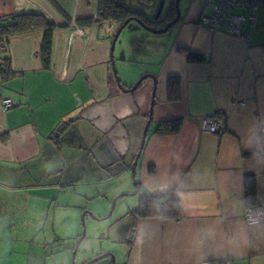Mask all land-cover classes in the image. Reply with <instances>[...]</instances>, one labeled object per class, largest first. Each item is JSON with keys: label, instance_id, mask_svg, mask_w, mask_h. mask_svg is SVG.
Segmentation results:
<instances>
[{"label": "crops", "instance_id": "0c3cea01", "mask_svg": "<svg viewBox=\"0 0 264 264\" xmlns=\"http://www.w3.org/2000/svg\"><path fill=\"white\" fill-rule=\"evenodd\" d=\"M98 1L0 0V19L39 13L55 27L48 65L42 30L11 37L1 54L9 73L0 71V264H68L62 254L80 237L68 208L118 179L106 190L121 196L119 214L129 219L123 241H113L124 254L120 264H264V230L251 247L240 244L246 209L264 206V167L239 147L244 122L264 115V7L249 41L209 31L198 22L211 14L208 0H187L166 33L131 22L111 50L119 27L97 21ZM89 19L90 26L78 24ZM188 52L202 61H188ZM6 99L14 102L8 109ZM218 113L227 118L221 133L202 130L199 119ZM172 120H180L176 134L155 133ZM146 127L135 168L140 191L126 198ZM158 166L183 176L179 221L130 215L145 195L143 173ZM246 179H254L252 207ZM107 250L99 256L112 260Z\"/></svg>", "mask_w": 264, "mask_h": 264}, {"label": "trees", "instance_id": "16d2710c", "mask_svg": "<svg viewBox=\"0 0 264 264\" xmlns=\"http://www.w3.org/2000/svg\"><path fill=\"white\" fill-rule=\"evenodd\" d=\"M133 0H99L98 1V22H107L115 24L120 27L125 21L138 19L141 20L144 25L160 30L163 29L167 23L175 18V0H164L166 7V13L164 16L158 20H154L148 17L143 12L132 9L129 6L130 2ZM139 2L152 4L156 11V8L161 0H138ZM210 0H208L209 4ZM262 7H264V0L261 1ZM164 10V9H163ZM154 11V13H155ZM153 13V14H154ZM152 14V15H153ZM201 17L198 22H201ZM78 24L82 27H87L91 25V20L79 21ZM55 27L54 25L42 14L39 13H24L19 15H13L10 18L0 19V43L7 45L8 40L13 36L22 35L29 33L34 30H42V47L40 51V56L42 57L45 65L49 64V58L51 53V40ZM188 61H202V57L196 56L190 52L187 53ZM0 71L2 73H9V59L2 57L0 54ZM171 84L178 85V80L173 79L170 81ZM180 127V120H172L160 123L155 131L159 136L174 135L178 132ZM255 184L254 179L245 180V192H246V202L251 204L246 207H252L255 204ZM137 191L139 193L140 188L137 184ZM158 207V204L154 202L150 197L146 195H140L139 204L136 210L130 212V215L134 219H144V218H159L179 221L182 218L181 209L176 207L175 197H170L167 199L165 205L166 211L158 213L154 209Z\"/></svg>", "mask_w": 264, "mask_h": 264}, {"label": "rangeland", "instance_id": "374dc122", "mask_svg": "<svg viewBox=\"0 0 264 264\" xmlns=\"http://www.w3.org/2000/svg\"><path fill=\"white\" fill-rule=\"evenodd\" d=\"M185 2H187V0H182V2L179 4L180 16H181V8L185 5ZM129 6H131L132 9H137V10L139 9V11L141 12L149 8L148 4L139 2L138 0L131 1ZM166 9L167 8L165 7L162 12V16L165 15ZM206 12L208 13L210 12V7H208V10ZM154 15L155 13L152 16H150L149 12L147 11L148 17H151L153 19ZM129 178L132 182L133 180L131 174ZM119 180L120 179L113 182L112 185L103 186L105 190L103 193L100 192L101 196L89 200L86 203L84 202L82 203L81 201L79 203L77 202L78 208H74L72 210L68 208L67 217L69 218L70 222L73 221L77 223V230H78L77 234H79V236H81L82 234L81 218L82 215H84L85 237L83 238L80 246L78 247L77 253L75 255L74 264H85L89 260L94 259L97 256L101 255V253L103 254L107 253L106 251H108L107 250L108 248L113 250V252L110 253L114 256V260H115L114 263L120 264L124 254L122 253V249L116 246L115 243H113V241H123L124 227L122 224L124 220H127L129 223V219L127 218V216L124 217L122 216L123 218H121L119 214L120 209L122 208L121 207L122 199H120L119 203L118 201H116L114 210H112L113 212L111 211V214L109 215L113 199L116 197V196L112 197L111 193L115 190V187L118 184ZM106 189L109 190L112 189L111 193L108 192ZM129 196H131V194H129L128 197L126 198H129ZM81 209H83L82 212ZM71 214H73L72 219H70L69 217V215ZM70 234H72V232L69 231L68 229V237H70L69 236ZM76 242L77 240L73 239L68 242V245L70 243L71 246L74 247ZM72 253H73L72 251H66L65 253L62 254L67 256L68 264H71ZM59 258H62V256L60 255ZM94 264H112V260L109 257H103V259L95 262Z\"/></svg>", "mask_w": 264, "mask_h": 264}, {"label": "clouds", "instance_id": "9594fccd", "mask_svg": "<svg viewBox=\"0 0 264 264\" xmlns=\"http://www.w3.org/2000/svg\"><path fill=\"white\" fill-rule=\"evenodd\" d=\"M240 145L252 153V161L258 167H264V115H254L247 119L239 131ZM46 171L52 169L46 166ZM143 192L158 204L154 209L158 213L166 211L167 199L175 197L176 207L184 210L187 194L182 190L184 179L179 171L158 166L155 172L143 173ZM245 202V206L250 205ZM246 231L240 237L242 247H251L253 236L264 230V206L255 205L252 213L245 219Z\"/></svg>", "mask_w": 264, "mask_h": 264}, {"label": "built area", "instance_id": "2783aa9c", "mask_svg": "<svg viewBox=\"0 0 264 264\" xmlns=\"http://www.w3.org/2000/svg\"><path fill=\"white\" fill-rule=\"evenodd\" d=\"M262 0H210L211 14L202 18L201 22L209 31H222L231 36L250 40L257 27L258 13ZM6 51L0 43V54ZM4 109L14 105L10 99L3 100ZM246 103H240L244 107ZM227 118L223 114H209L199 119L202 130L220 134L226 126ZM253 208L245 211V218L252 213ZM202 264H232L229 259L205 261Z\"/></svg>", "mask_w": 264, "mask_h": 264}, {"label": "water", "instance_id": "95a60500", "mask_svg": "<svg viewBox=\"0 0 264 264\" xmlns=\"http://www.w3.org/2000/svg\"><path fill=\"white\" fill-rule=\"evenodd\" d=\"M179 4H180V0H175L174 2V8H175V18L170 21L169 23H167V25L163 28V29H160V30H156V29H153V28H150L146 25H144V23L141 21V20H138V19H133V20H127L125 21L116 31L115 33V36L113 37V40H112V46H111V50L114 49V45L117 41V38L118 36L120 35V33L122 32V30L124 28H126L131 22H135L136 24H138L141 28H143L144 30L150 32V33H153V34H164L166 33L173 25H175L179 19H180V11H179ZM164 5H165V1L164 0H161L156 8V11H155V15H154V20H158L163 12V9H164ZM114 73L116 74V71H115V68H114ZM143 79L145 78H142L140 80L137 81V83L129 90V91H133L135 90L138 85L143 81ZM117 82H118V79H117ZM146 129L147 127L145 128V131H144V135H143V139H142V142H141V146H140V149L134 159V162H133V165H132V178H133V184H134V191L132 192L131 195H134L137 193V183H136V180H135V168H136V162H137V159L139 158L140 156V153H141V150H142V147H143V144H144V139H145V133H146ZM129 194H125V196H128ZM124 196V195H123ZM121 196H118L116 198L113 199V202H112V206H111V210H110V213L109 215L111 214V211L114 209L115 207V204H116V201L118 198H120ZM82 234L81 236L79 237V239L77 240L75 246H74V249H73V253H72V264H74V260H75V255L77 253V250H78V247L81 243V241L83 240V238L85 237V225H84V215L82 216ZM105 255H102V256H99L98 258L92 260L91 262H88L87 264H91V263H94L100 259H102ZM111 258H112V264H115L114 263V256L111 254L110 255Z\"/></svg>", "mask_w": 264, "mask_h": 264}, {"label": "flooded vegetation", "instance_id": "af4514ba", "mask_svg": "<svg viewBox=\"0 0 264 264\" xmlns=\"http://www.w3.org/2000/svg\"><path fill=\"white\" fill-rule=\"evenodd\" d=\"M165 6V5H164ZM162 15V14H161ZM161 17V16H160Z\"/></svg>", "mask_w": 264, "mask_h": 264}]
</instances>
